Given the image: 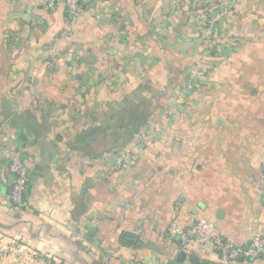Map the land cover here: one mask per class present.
<instances>
[{
  "label": "crops",
  "instance_id": "0c3cea01",
  "mask_svg": "<svg viewBox=\"0 0 264 264\" xmlns=\"http://www.w3.org/2000/svg\"><path fill=\"white\" fill-rule=\"evenodd\" d=\"M175 1L83 0L73 16L61 2L0 0V174L14 152L29 175L21 203L0 192V264H183L173 219L207 218L237 245L264 233V0H239L213 54ZM171 34L191 66L161 118L128 152H87L127 91L166 88ZM197 66L206 76L188 87Z\"/></svg>",
  "mask_w": 264,
  "mask_h": 264
},
{
  "label": "trees",
  "instance_id": "16d2710c",
  "mask_svg": "<svg viewBox=\"0 0 264 264\" xmlns=\"http://www.w3.org/2000/svg\"><path fill=\"white\" fill-rule=\"evenodd\" d=\"M205 3H207L205 0H176L174 6L176 8H180L183 14L184 22L187 21L189 14L193 13L192 15L195 16L194 23L198 29V19L206 18L211 9L218 6L217 3H214V0H212V3L214 4L210 3L208 4V6H206ZM197 4L200 5L197 7ZM238 10L239 0L235 4L232 13H230L226 17L229 28L232 20L230 15H233L232 18L237 16ZM218 29V26L213 29V32L208 37L209 43L208 45H206V50H210L212 54L217 51L216 48L218 47V45H220V40H224L229 35V30H227L224 35H221ZM199 30H201V32L203 33V28L199 27ZM176 37V35L171 34L159 45L161 57L165 61L164 73L166 77V88H164L163 90L157 89L153 86L151 81H146L127 91L124 94L123 98L120 101L115 102L111 107L112 112L115 113L111 125L108 126L105 131L94 133L89 139V142L85 147L87 152L94 155H101L103 153L112 152L115 150H123V152H128L126 147L123 146L125 142L129 140V138L133 134L137 132L139 133V131L141 132L147 121H158L161 118L162 111L172 100L171 92L179 79V75L183 72L186 66H189L187 69L188 73L191 66L189 65V63L184 61V57L182 56L181 52L177 50V48H175L173 40H175ZM195 68L202 70L204 73V77L206 76V69L204 67L197 66ZM187 73L186 76H189V74L187 75ZM112 78V75H100L99 79L100 81L106 82V84L108 85V83L114 80V78ZM192 83L193 82H191V84ZM128 160H130V157ZM126 236L128 235H124L125 241H127L125 239ZM124 240L122 241L124 242ZM134 241L135 238L131 242ZM199 261L208 262L212 260L207 258L206 256H202Z\"/></svg>",
  "mask_w": 264,
  "mask_h": 264
},
{
  "label": "built area",
  "instance_id": "2783aa9c",
  "mask_svg": "<svg viewBox=\"0 0 264 264\" xmlns=\"http://www.w3.org/2000/svg\"><path fill=\"white\" fill-rule=\"evenodd\" d=\"M81 0H47V7L53 8L58 2L65 4L68 12L77 16L79 13V4ZM238 0H214L217 7L212 8L206 18L198 19L199 27L203 28V35L210 36L216 26L221 35L229 29L226 17L232 13L233 8ZM213 3V4H214ZM212 4V3H211ZM204 78L202 70L193 68L188 87L192 86L191 82ZM9 164L6 172L0 174L1 180L5 181L9 174L14 176L12 192L9 195L14 203H21L22 198L27 191L29 175L27 169L17 158L16 153H9ZM135 158L131 157V161ZM260 187L264 193V169L260 172ZM167 235L170 238L179 237V252H183L187 257L196 254L200 259L202 256L214 255L218 264H236L241 260L250 261L253 264H264V233L258 232L252 235L244 245H237L225 238L224 233L215 222L198 217L188 227H183L173 219L167 228ZM0 254H5L7 249H1ZM39 258L38 255H34ZM43 263L49 264L50 259H41ZM216 263V264H217ZM159 264H172L164 261ZM189 264H191L189 262Z\"/></svg>",
  "mask_w": 264,
  "mask_h": 264
},
{
  "label": "water",
  "instance_id": "95a60500",
  "mask_svg": "<svg viewBox=\"0 0 264 264\" xmlns=\"http://www.w3.org/2000/svg\"><path fill=\"white\" fill-rule=\"evenodd\" d=\"M13 182H14V176L12 174H9L7 177L6 184L0 183V192L2 194H5V195H10L12 192ZM92 232H93V230L90 229L88 234L91 235ZM125 239L127 241H130V242L134 240V238L132 236H129V235L126 236ZM185 259H186L185 254L183 252H179V256H178L177 261L182 263ZM187 260L192 264H210V263L205 262V261H199V258L196 254H191L190 256L187 257Z\"/></svg>",
  "mask_w": 264,
  "mask_h": 264
},
{
  "label": "rangeland",
  "instance_id": "374dc122",
  "mask_svg": "<svg viewBox=\"0 0 264 264\" xmlns=\"http://www.w3.org/2000/svg\"><path fill=\"white\" fill-rule=\"evenodd\" d=\"M82 1V0H81ZM81 1H80V3H81ZM207 3H205V5L206 6H208V4H210V3H212V0H205ZM209 2V3H208ZM62 3V2H61ZM213 4V3H212ZM200 4H197L196 6L198 7ZM79 8H80V4H79ZM203 8V7H202ZM210 15V14H209ZM205 37H207V36H205ZM209 37V36H208ZM2 251H1V249H0V253H1ZM183 264H189V262H187V261H185V262H183Z\"/></svg>",
  "mask_w": 264,
  "mask_h": 264
}]
</instances>
